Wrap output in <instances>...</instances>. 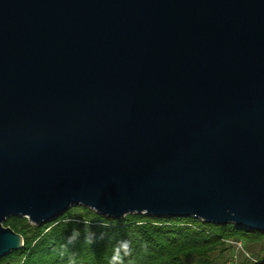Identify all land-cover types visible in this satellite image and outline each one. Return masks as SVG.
Segmentation results:
<instances>
[{"label":"water","instance_id":"1","mask_svg":"<svg viewBox=\"0 0 264 264\" xmlns=\"http://www.w3.org/2000/svg\"><path fill=\"white\" fill-rule=\"evenodd\" d=\"M75 205L264 231V0H0V258Z\"/></svg>","mask_w":264,"mask_h":264},{"label":"trees","instance_id":"2","mask_svg":"<svg viewBox=\"0 0 264 264\" xmlns=\"http://www.w3.org/2000/svg\"><path fill=\"white\" fill-rule=\"evenodd\" d=\"M4 226L21 234L23 246L0 264H216L228 240L259 245L243 264H264V231L195 217L128 213L114 219L75 205L54 220L36 225L8 216Z\"/></svg>","mask_w":264,"mask_h":264},{"label":"built area","instance_id":"3","mask_svg":"<svg viewBox=\"0 0 264 264\" xmlns=\"http://www.w3.org/2000/svg\"><path fill=\"white\" fill-rule=\"evenodd\" d=\"M227 242L230 246V256L227 264H239L240 256L243 258H251V255L244 249L241 241L230 239Z\"/></svg>","mask_w":264,"mask_h":264},{"label":"rangeland","instance_id":"4","mask_svg":"<svg viewBox=\"0 0 264 264\" xmlns=\"http://www.w3.org/2000/svg\"><path fill=\"white\" fill-rule=\"evenodd\" d=\"M243 247L247 252H249L251 257H252V254L259 249V245L247 246L245 243H243ZM229 256H230V248L222 254V257H217L216 253L213 254V257H216V259H215L216 264H227V262L229 260ZM243 260H244V258L240 256L239 264H243Z\"/></svg>","mask_w":264,"mask_h":264}]
</instances>
